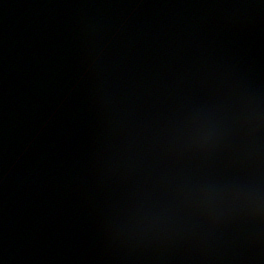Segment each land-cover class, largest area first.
Listing matches in <instances>:
<instances>
[{
	"label": "water",
	"instance_id": "95a60500",
	"mask_svg": "<svg viewBox=\"0 0 264 264\" xmlns=\"http://www.w3.org/2000/svg\"><path fill=\"white\" fill-rule=\"evenodd\" d=\"M16 264H264V0H22Z\"/></svg>",
	"mask_w": 264,
	"mask_h": 264
}]
</instances>
